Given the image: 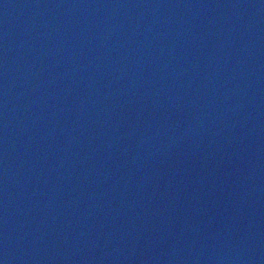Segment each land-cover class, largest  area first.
<instances>
[{
  "label": "water",
  "instance_id": "water-1",
  "mask_svg": "<svg viewBox=\"0 0 264 264\" xmlns=\"http://www.w3.org/2000/svg\"><path fill=\"white\" fill-rule=\"evenodd\" d=\"M0 264H264V0H0Z\"/></svg>",
  "mask_w": 264,
  "mask_h": 264
}]
</instances>
